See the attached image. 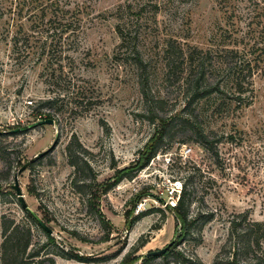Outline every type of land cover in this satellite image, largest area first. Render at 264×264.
Masks as SVG:
<instances>
[{
	"label": "rangeland",
	"instance_id": "1",
	"mask_svg": "<svg viewBox=\"0 0 264 264\" xmlns=\"http://www.w3.org/2000/svg\"><path fill=\"white\" fill-rule=\"evenodd\" d=\"M1 14V215L32 226L12 188L15 175L48 151L59 133L57 145L19 176L29 208L56 240L45 247V235L34 229L33 248L41 254L29 264H50L48 258L53 264H123L130 254L132 264H142L146 254L172 242L169 256L151 257L147 264H176L182 255L193 254L213 264L234 216L247 214L250 221L264 223V57L248 106L238 105L229 93L213 94L195 107L193 125L176 119L156 143L160 119L183 115L190 99V62L178 59V52L215 55L222 46L254 43L263 34L264 0H0ZM56 18L81 24L62 86L85 92V101L93 104L86 109L83 101L71 112L59 103L38 116L41 102L56 90L46 83L51 73L46 69L47 23ZM118 26L143 57L145 73L120 49ZM42 119H53L57 126L13 132ZM196 130L208 135L209 149L197 142ZM69 146L77 169L71 166ZM156 146V156L131 175ZM177 181L188 184L192 214H216L198 245H180L176 233L168 205ZM142 242L147 243L140 247ZM1 244L0 228V257ZM60 250L81 261L56 256ZM226 253L222 258L227 260ZM248 258L264 261V249L241 261Z\"/></svg>",
	"mask_w": 264,
	"mask_h": 264
},
{
	"label": "trees",
	"instance_id": "2",
	"mask_svg": "<svg viewBox=\"0 0 264 264\" xmlns=\"http://www.w3.org/2000/svg\"><path fill=\"white\" fill-rule=\"evenodd\" d=\"M2 17V14L1 16ZM43 22V21H42ZM47 24H51V28H48V35L51 38V43L48 51L47 70H51L50 75L46 78V83L56 90L51 93L52 99L46 102H41L42 107L38 108V116H41L40 112L43 108L49 106L50 109H54L56 105L61 103L62 109L68 107L73 112V106L77 104H83L85 101V92L74 93L70 87L62 86L63 82H66L69 78V73L66 70L68 62L72 61V56L68 51L71 49V45L75 43V38L78 36L77 32L81 28L80 20L75 21L70 19H55V21H49ZM54 24L55 26H52ZM51 31L52 34H49ZM118 35L121 39L120 49L132 56L135 66L141 71L146 72V65L140 52L135 45H132V41L125 34L123 27L118 26ZM263 34L257 38L252 44H247L242 48L222 46L215 51V55L211 53L206 54L201 51L198 53H189L185 55L183 52H178V59L181 57L188 58L190 62L189 76L191 91L189 93V102L186 104L185 113L183 115L176 116L165 122L162 121V126L159 132V137L156 143H161L167 135L168 128L171 126V122L179 119L184 124L193 125L198 118L195 115V107L199 105L203 100L213 94H230V99L236 101L238 105L248 106L253 100L251 93L253 92V77L256 71L260 67V63L264 57V27L262 28ZM29 42V41H27ZM14 51L18 47V41L13 43ZM197 51V50H196ZM199 51V50H198ZM208 57L210 59H208ZM175 63V62H174ZM173 63V64H174ZM177 63V62H176ZM174 64L177 66V64ZM169 64V68L173 66ZM211 65V66H210ZM209 66L211 68H209ZM216 77L217 81L209 83L208 79ZM142 94L145 100L149 99L150 93L143 87ZM86 102V101H85ZM90 101L86 102V109L92 105ZM72 107V108H71ZM62 109H57L55 113H64ZM76 109V108H75ZM159 119V118H155ZM43 120V119H42ZM39 121V120H37ZM194 136L197 138V142L209 149L208 135L202 130H196ZM75 141L78 143L77 139ZM71 166L77 169V163L75 162L74 153L72 154L71 147H68ZM159 148L156 146L151 152L146 164L141 165L134 173L144 169L149 161L156 156ZM169 206V211L174 215L176 223V233L180 237V245L186 244L198 245L202 241V232L204 227L215 220L216 214L212 211L199 210L196 214L191 213V195L188 190V184L183 185V191L181 197L175 207ZM27 220L33 226H30L25 222H17L14 218L0 214V228L2 229V244H1V257L0 264H29L39 258L41 251H36L33 248L34 229L41 231L47 242L45 247L56 243L55 237L49 234L46 230L40 226L34 216L25 211ZM242 218L240 222L238 219ZM229 238L227 243L223 246L220 253L216 256L213 264H264L263 259H246L242 262L243 256L249 257L255 253V249H264V223L252 222L249 220L248 215H236L229 222ZM147 242H142L140 247L145 246ZM175 245L172 242L170 249L164 256L171 254V248ZM229 250V251H227ZM227 252V260L223 259V253ZM226 253V254H227ZM56 256L64 259L78 260V256L70 253L66 250H60L56 252ZM131 255H128L123 264H132L135 260L131 259ZM153 258H147L144 263L147 264ZM47 261L53 264L55 261L52 258H48ZM81 261V260H78ZM41 264L44 261L40 260ZM176 264H204L197 255H191L189 257L181 256L175 262Z\"/></svg>",
	"mask_w": 264,
	"mask_h": 264
},
{
	"label": "water",
	"instance_id": "3",
	"mask_svg": "<svg viewBox=\"0 0 264 264\" xmlns=\"http://www.w3.org/2000/svg\"><path fill=\"white\" fill-rule=\"evenodd\" d=\"M44 125H51V126H57L55 120L53 119H46V120H39V121H36L32 124H29L27 126H24L22 128H18L16 130H14L13 132L14 133H23V132H28V131H31V130H34L40 126H44ZM59 141V133H57L56 135V139H55V142L53 144V146L48 150V151H45L43 153H40L39 155L35 156L32 160H30L29 162H27L26 164H24L22 166V168L17 172V174L15 175V180H14V185L12 186V188L15 190L16 194H17V197H18V200L22 206V209L24 211H28L30 212L34 218L36 219V221L40 224V226H42V228L44 230H46L49 234H52V231L47 227V225L45 223H43V221L29 208L26 200H25V197L23 195V191L21 189V186H20V181H19V176L22 175L25 171H27L29 169V167L31 165H33L34 163H36L38 160H40L41 158H43L47 153H49L58 143ZM172 243L169 244L166 248L164 249H161L159 251H155V252H151V253H148L146 254V257L148 258H151V257H161L163 255H165L167 253V251L170 249Z\"/></svg>",
	"mask_w": 264,
	"mask_h": 264
},
{
	"label": "built area",
	"instance_id": "4",
	"mask_svg": "<svg viewBox=\"0 0 264 264\" xmlns=\"http://www.w3.org/2000/svg\"><path fill=\"white\" fill-rule=\"evenodd\" d=\"M191 149L186 150V152H190ZM183 191V184L179 181L173 183V188L170 191L169 197V205L175 207L181 197Z\"/></svg>",
	"mask_w": 264,
	"mask_h": 264
}]
</instances>
